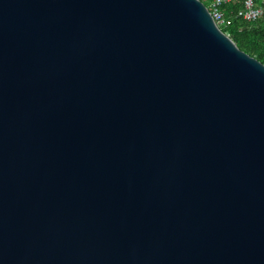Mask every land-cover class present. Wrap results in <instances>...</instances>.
Returning a JSON list of instances; mask_svg holds the SVG:
<instances>
[{"label":"water","instance_id":"water-1","mask_svg":"<svg viewBox=\"0 0 264 264\" xmlns=\"http://www.w3.org/2000/svg\"><path fill=\"white\" fill-rule=\"evenodd\" d=\"M0 264H264V63L203 0H0Z\"/></svg>","mask_w":264,"mask_h":264},{"label":"built area","instance_id":"built-area-1","mask_svg":"<svg viewBox=\"0 0 264 264\" xmlns=\"http://www.w3.org/2000/svg\"><path fill=\"white\" fill-rule=\"evenodd\" d=\"M210 7L214 21L221 29L236 20L251 23L264 20V0H210Z\"/></svg>","mask_w":264,"mask_h":264},{"label":"trees","instance_id":"trees-1","mask_svg":"<svg viewBox=\"0 0 264 264\" xmlns=\"http://www.w3.org/2000/svg\"><path fill=\"white\" fill-rule=\"evenodd\" d=\"M222 30L230 35L240 49L264 63V20L253 23L236 20Z\"/></svg>","mask_w":264,"mask_h":264},{"label":"rangeland","instance_id":"rangeland-1","mask_svg":"<svg viewBox=\"0 0 264 264\" xmlns=\"http://www.w3.org/2000/svg\"><path fill=\"white\" fill-rule=\"evenodd\" d=\"M203 1H205V2L207 3L206 5H207L208 7H210V2H209V1H207V0H203ZM210 8H211V7H210Z\"/></svg>","mask_w":264,"mask_h":264}]
</instances>
